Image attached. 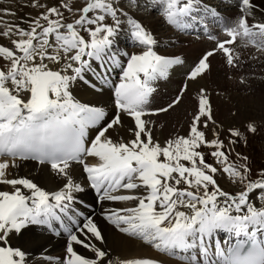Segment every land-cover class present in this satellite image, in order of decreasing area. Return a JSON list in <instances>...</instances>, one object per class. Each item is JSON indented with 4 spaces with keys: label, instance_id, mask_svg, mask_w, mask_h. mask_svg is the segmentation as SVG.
I'll list each match as a JSON object with an SVG mask.
<instances>
[{
    "label": "snow or ice",
    "instance_id": "obj_1",
    "mask_svg": "<svg viewBox=\"0 0 264 264\" xmlns=\"http://www.w3.org/2000/svg\"><path fill=\"white\" fill-rule=\"evenodd\" d=\"M24 7L36 13L19 23L5 19L14 10L0 9V37L8 41L0 44V185L10 187L0 190V264H30L28 252L11 243L29 225L64 234L59 264H163L157 256L114 254L100 220L181 264H264V167L253 171L248 156L235 151L244 133L214 118L209 89L188 92L189 81L211 74L217 53L226 79L249 82L234 45L264 52V18L255 20L252 0H237L234 15L203 0H27ZM149 9L178 32L199 38L202 31L213 42L160 103L157 82L185 60L157 51L159 42L134 15ZM209 17L218 32L209 30ZM81 84L101 96L107 89V107L77 98ZM185 97L187 122L161 139L160 117ZM27 161L55 186L12 174ZM85 187L99 212L81 209Z\"/></svg>",
    "mask_w": 264,
    "mask_h": 264
},
{
    "label": "bare ground",
    "instance_id": "obj_2",
    "mask_svg": "<svg viewBox=\"0 0 264 264\" xmlns=\"http://www.w3.org/2000/svg\"><path fill=\"white\" fill-rule=\"evenodd\" d=\"M23 4L27 2V0H21ZM237 1V0H234ZM253 2V0H252ZM226 3H230L231 5L220 7L219 10L222 11V14L234 15L237 11L236 4L232 0H226ZM254 3V2H253ZM262 4H264V0H261ZM214 4V5H218ZM18 5V4H17ZM210 6V5H208ZM257 6V5H256ZM6 8L4 5L0 6V9ZM11 8V7H7ZM29 7L21 8V6H16L14 10L16 15L10 16L11 19L7 18L12 22L19 23V17L27 14ZM224 8H230L224 10ZM259 7L256 8V12L254 14L255 20H260L264 18V11H261ZM135 14V13H134ZM139 20L143 18L146 19V26L148 30H150L154 38L157 39L159 53L164 54L160 48L163 47L162 42L163 39L158 36V32H161L162 23L164 21L162 17L157 20H152L148 11H141L135 14ZM253 18L250 17L251 21ZM164 26V25H163ZM171 32V31H170ZM172 33V32H171ZM216 33V32H213ZM169 45L174 46V49H178L175 53L176 55H181L185 60V64L182 66H174L169 73V77L167 81L160 80L157 82V89L154 97L155 101L160 103L166 100L170 95L174 93V91L178 88V86L183 82V76L187 69V67L195 61L199 55L206 49L213 46V42L207 40L204 37L199 38H182V37H169ZM124 40L122 39L121 43ZM8 41L0 37V44H7ZM236 51L238 52V48H243L242 50L246 52L245 47L239 45V41L234 45ZM249 48H252L249 46ZM133 49H130L132 51ZM257 52H261L255 49ZM248 56L243 60L244 61V74L248 77L249 82L247 84H238L236 81H230L226 79L227 68L224 64V59L222 53H217L213 57H211L212 67L217 68L218 75H213V79L217 84L212 81V85L217 87H209L207 82V76L202 79H199L197 82L189 81V94L194 95L195 90L199 86H204L206 89L211 91V102L212 110L215 111L214 118L221 122L224 126L242 122L249 119H256L264 117V55H255L256 59H250V55L248 51L246 52ZM254 53V51H253ZM264 53V52H262ZM170 54V53H167ZM186 54V56H185ZM190 58V59H189ZM260 66V67H257ZM263 69V70H259ZM251 71H254L256 74H252ZM253 72V73H254ZM165 80V79H164ZM220 88V89H219ZM231 89V90H230ZM216 93V95H215ZM238 93V95L236 94ZM74 95L77 96L80 100L84 102H102L104 106L107 107L109 100L108 90H104L103 96L100 94L91 91L88 89L86 85H77L74 89ZM190 105V102L187 97H185V103L182 104L175 111L169 113L167 118L160 119V122L163 123L164 128L162 130V137L166 135L169 131L173 130L172 125L175 124L177 127L180 126L181 123H186L185 113L186 110H190L189 108H183L184 106ZM235 110L236 116H231L232 109ZM109 113L111 114V109L108 108ZM183 131V129H181ZM13 175L19 176H28L32 178L35 182H37L40 186L45 188H53L55 186L56 180L43 168L34 167V163L31 162H22L17 169L11 170ZM0 190H10V187L7 185H0ZM78 198L80 200H88L94 203V199L91 198L90 192L86 189L84 192L78 194ZM107 207H120L125 206L122 202H104ZM95 204V203H94ZM95 212H99L98 205L94 206ZM93 212V211H92ZM91 213V212H89ZM99 226L102 228L106 239L108 241L109 250L114 254L119 253L122 255L127 254H141V255H151L157 256L160 260L163 261V264H181L178 259L169 258L166 255H161L154 250H151L147 247L141 246L139 242H132L128 238L124 237L122 234L116 233L111 226L107 225L106 222L100 220ZM11 243L13 246H20L24 250H26L29 254L30 264L37 263L38 259H43V261H47V264H55L60 260L64 255V247H65V238L59 237L57 238L54 235H50L46 232V230H42L40 226L29 225L26 226V230L23 231V234H16L12 239ZM98 243V242H97ZM76 250L84 252L86 250L82 249L81 246L74 245ZM38 258V259H37ZM37 259V260H35ZM41 262V261H40Z\"/></svg>",
    "mask_w": 264,
    "mask_h": 264
},
{
    "label": "rangeland",
    "instance_id": "obj_3",
    "mask_svg": "<svg viewBox=\"0 0 264 264\" xmlns=\"http://www.w3.org/2000/svg\"><path fill=\"white\" fill-rule=\"evenodd\" d=\"M47 2L48 3H53L54 0H47ZM74 2H79V0H74ZM217 2H219V1H217V0H203L204 4L218 8L219 5H214V4H217ZM253 2H254L255 5H257V7H259V9H264V4L260 3L261 0H253ZM17 4L19 6H21V5H23V1H21V0H0V6L4 5L6 8L9 6V7H11L9 9H12V10L16 9V6H18ZM27 9H28V11L26 13H32L33 15H35V13H36L35 9L30 8V7L27 8ZM226 9H230V8H224V10H226ZM139 12H141V11H139ZM148 12H149L152 20H154V19L157 20V19L161 18V14L159 12L155 11V10L149 9ZM135 14H137V12H135ZM7 18L11 19L10 16L5 17V19H7ZM140 21L147 28V26L145 24L146 19L143 18ZM162 27L164 29H161L160 30L161 32H158V36H157V37H161L163 39V42H162L163 47L160 48V50L163 51L164 54L175 53L176 51H178V49H174L173 51H170L171 49L174 48V46L168 44L169 42H171L169 40V37L172 38V37H180V36H177L176 33H173V32L171 33L170 32L171 30H169L166 27L165 23L164 24L162 23ZM242 49L238 48V53L240 54L242 60H244L248 56V54L246 53L247 51H248L250 57L255 56V55H257V56L264 55V53H262V52L255 51L254 48L247 47L246 52L243 51ZM157 51H159V49ZM253 51H254V53H253ZM185 56H186V54H185ZM257 67H260V66H257ZM259 70H263V69H259ZM218 72L219 71H217V68L212 67L211 74L207 76L208 86L209 87L210 86L211 87L212 86L215 87L216 88L215 90H217V87L212 85V81L215 84H217L215 82V80L213 79V75H218ZM253 72L254 71H251L252 74H256L255 72L254 73ZM228 80L237 82V80L235 78L228 79ZM238 84H240V83H238ZM240 85H242V84H240ZM236 94L238 95V93H236ZM215 95H216V93H215ZM212 104H214V103H212ZM189 107H191V104L187 105L185 107L183 106L182 109L183 108H189ZM235 110H237V109L234 108V109H232V112H231V114H232L231 116H233V117L236 116L235 115V112H236ZM176 113H177V111H175V114ZM214 113H215V111L213 112V115H215ZM168 115L169 114L164 115V116L160 117V119L167 118ZM249 122H252V123L255 124V126H256L255 133L246 132V130H245L246 129V125ZM228 126H234V127L238 128L242 133H244V136H245V139H246V143L241 142V143H238L235 146V151L240 152V153L248 156L249 162L251 164V167H252L253 171L257 170L260 167H264V117L256 118V119H249V120L242 121V122L231 123V124L226 125L225 127H228ZM222 136H223V133H222ZM161 139H163L162 135H161ZM218 179H219V183L221 184V186L225 190H229V191L234 190V186L231 185L230 183H228L226 181V179H224V178H218ZM37 259H35V260H37ZM35 264H47V261H43V259H41V260L38 259L37 263H35ZM55 264H59V261L56 262Z\"/></svg>",
    "mask_w": 264,
    "mask_h": 264
}]
</instances>
